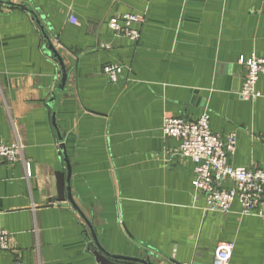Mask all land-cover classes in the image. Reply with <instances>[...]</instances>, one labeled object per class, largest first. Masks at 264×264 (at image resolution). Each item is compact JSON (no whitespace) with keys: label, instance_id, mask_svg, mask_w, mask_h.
Listing matches in <instances>:
<instances>
[{"label":"crops","instance_id":"obj_1","mask_svg":"<svg viewBox=\"0 0 264 264\" xmlns=\"http://www.w3.org/2000/svg\"><path fill=\"white\" fill-rule=\"evenodd\" d=\"M127 12L144 15L137 41L108 26ZM250 54L264 57V0H0V143L19 141L31 171L0 162V264H98L92 231L154 264H213L220 242L228 264H263L264 217L237 201L206 212L193 162L162 133L164 116L207 109L213 133L235 134L227 163L264 170V74L262 96L239 92ZM58 172L79 211L47 203Z\"/></svg>","mask_w":264,"mask_h":264},{"label":"built area","instance_id":"obj_2","mask_svg":"<svg viewBox=\"0 0 264 264\" xmlns=\"http://www.w3.org/2000/svg\"><path fill=\"white\" fill-rule=\"evenodd\" d=\"M71 21L75 18L70 16ZM144 15L127 12L108 20L110 29L118 35L132 41L140 37V30L135 26L142 23ZM239 63L243 69V80L240 95L248 99H256L262 94L256 89L259 75L264 74V57L250 54L241 57ZM110 82H116L122 68L118 64L107 63L102 67ZM164 137L179 140L177 152L189 158L193 164L192 185L197 195L205 199L206 212L228 213L233 201L240 205L244 215L264 217V170L234 167L227 163V158L236 147L234 133L225 139L213 133L209 128V113L203 110L196 120L166 115L162 122ZM20 160L25 166V175L29 177V164L23 158V145L19 141L12 144L0 143V162L13 163ZM229 180L231 186L224 183ZM9 233L0 228V252L9 247ZM233 244L220 242L215 250L213 264H228ZM12 264H23L16 261ZM264 264V259H263Z\"/></svg>","mask_w":264,"mask_h":264},{"label":"water","instance_id":"obj_3","mask_svg":"<svg viewBox=\"0 0 264 264\" xmlns=\"http://www.w3.org/2000/svg\"><path fill=\"white\" fill-rule=\"evenodd\" d=\"M52 49V52L54 54V56L56 58H58V60L60 62H62L59 54L56 52V50L53 47H50ZM62 153L64 155V157L66 158V153L64 148L62 149ZM65 199H67V201L73 206V208H75L76 210L79 211L77 205L75 204L70 192L67 193V195H64V181H63V177L61 172H58L56 174V194L49 197L47 199V203L48 204H53L55 202H63ZM93 235V239L95 242V247L92 245V252H93V256L95 258V261L98 264H125L123 263V261H139L141 263L144 264H154L151 261H149V259H144V258H132V257H125V256H117V255H113L110 254L108 252H106L105 250H103L98 243H96V238L94 235V232L92 231L91 233Z\"/></svg>","mask_w":264,"mask_h":264},{"label":"trees","instance_id":"obj_4","mask_svg":"<svg viewBox=\"0 0 264 264\" xmlns=\"http://www.w3.org/2000/svg\"><path fill=\"white\" fill-rule=\"evenodd\" d=\"M125 264H144V263H141V262H139V261H125L124 262Z\"/></svg>","mask_w":264,"mask_h":264}]
</instances>
